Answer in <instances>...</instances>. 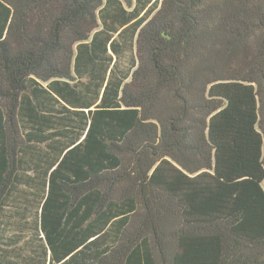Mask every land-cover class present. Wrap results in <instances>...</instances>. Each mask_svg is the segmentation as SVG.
I'll use <instances>...</instances> for the list:
<instances>
[{"label":"trees","instance_id":"trees-1","mask_svg":"<svg viewBox=\"0 0 264 264\" xmlns=\"http://www.w3.org/2000/svg\"><path fill=\"white\" fill-rule=\"evenodd\" d=\"M0 264H264V0H0Z\"/></svg>","mask_w":264,"mask_h":264},{"label":"rangeland","instance_id":"rangeland-1","mask_svg":"<svg viewBox=\"0 0 264 264\" xmlns=\"http://www.w3.org/2000/svg\"><path fill=\"white\" fill-rule=\"evenodd\" d=\"M31 174H33V173H31ZM25 177H22V181L23 182H25ZM25 191H27L28 192V194H30L31 192H34L35 190H33V189H31V188H28V187H26L24 184L23 185H21L20 187H19V190H18V192H17V194L18 195H20V194H27ZM32 194V193H31ZM30 196H32V195H30ZM14 203V202H13ZM14 207V206H13ZM30 207V206H29ZM32 208V207H31ZM11 209V208H10ZM12 210V209H11ZM11 219L12 218H9V216H8V218H6V217H4L3 218V222L5 223V224H9V226H6V228H7V233H8V235H10V236H19V235H21L23 232L24 233H27L25 230L24 231H22V230H19V227L17 226V220H16V218L14 219V220H12V222H15V225L13 224V225H10V221H11ZM21 226H24V225H21Z\"/></svg>","mask_w":264,"mask_h":264},{"label":"crops","instance_id":"crops-1","mask_svg":"<svg viewBox=\"0 0 264 264\" xmlns=\"http://www.w3.org/2000/svg\"><path fill=\"white\" fill-rule=\"evenodd\" d=\"M9 260H12V261H14V258L13 257H11V258H8Z\"/></svg>","mask_w":264,"mask_h":264}]
</instances>
